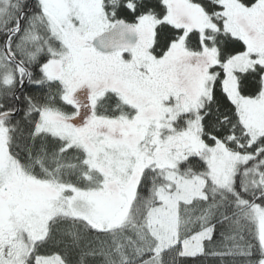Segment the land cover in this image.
Masks as SVG:
<instances>
[{"label":"snow or ice","instance_id":"snow-or-ice-1","mask_svg":"<svg viewBox=\"0 0 264 264\" xmlns=\"http://www.w3.org/2000/svg\"><path fill=\"white\" fill-rule=\"evenodd\" d=\"M264 264V0H0V264Z\"/></svg>","mask_w":264,"mask_h":264},{"label":"trees","instance_id":"trees-1","mask_svg":"<svg viewBox=\"0 0 264 264\" xmlns=\"http://www.w3.org/2000/svg\"><path fill=\"white\" fill-rule=\"evenodd\" d=\"M190 264H191V262H190Z\"/></svg>","mask_w":264,"mask_h":264}]
</instances>
